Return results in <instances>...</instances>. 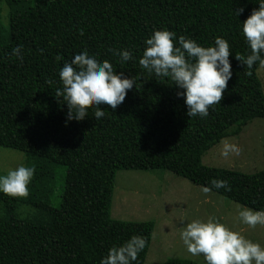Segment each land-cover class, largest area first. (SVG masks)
<instances>
[{"label":"trees","instance_id":"1","mask_svg":"<svg viewBox=\"0 0 264 264\" xmlns=\"http://www.w3.org/2000/svg\"><path fill=\"white\" fill-rule=\"evenodd\" d=\"M29 2L4 0L0 34V146L28 157L19 193L0 189V264H143L153 221L111 217L121 169L168 170L264 211V168L201 162L231 125L264 118V0ZM20 202L37 215L17 217Z\"/></svg>","mask_w":264,"mask_h":264},{"label":"rangeland","instance_id":"2","mask_svg":"<svg viewBox=\"0 0 264 264\" xmlns=\"http://www.w3.org/2000/svg\"><path fill=\"white\" fill-rule=\"evenodd\" d=\"M8 31L9 9L0 0V34ZM257 75L264 92V60ZM236 128L237 124L231 125L227 135L202 155V164L243 173L264 168V118L248 121L239 133ZM27 159L22 151L0 146L1 190L19 193V184L13 178L23 174ZM66 171V166H55L49 201L53 208L61 205ZM20 204L17 217L37 215L35 208ZM110 211L113 219L153 221L143 264H161L167 259H187L197 264L264 263V211L255 212L171 171H116Z\"/></svg>","mask_w":264,"mask_h":264},{"label":"clouds","instance_id":"3","mask_svg":"<svg viewBox=\"0 0 264 264\" xmlns=\"http://www.w3.org/2000/svg\"><path fill=\"white\" fill-rule=\"evenodd\" d=\"M261 215V214H260Z\"/></svg>","mask_w":264,"mask_h":264}]
</instances>
